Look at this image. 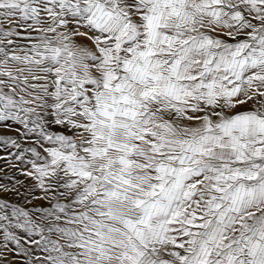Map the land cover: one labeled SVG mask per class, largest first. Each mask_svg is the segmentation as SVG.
Segmentation results:
<instances>
[{
  "label": "snow or ice",
  "instance_id": "obj_1",
  "mask_svg": "<svg viewBox=\"0 0 264 264\" xmlns=\"http://www.w3.org/2000/svg\"><path fill=\"white\" fill-rule=\"evenodd\" d=\"M0 264H264V0H0Z\"/></svg>",
  "mask_w": 264,
  "mask_h": 264
}]
</instances>
